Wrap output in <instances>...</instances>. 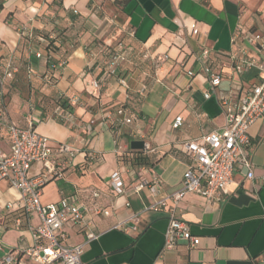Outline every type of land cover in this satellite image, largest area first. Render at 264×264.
Returning a JSON list of instances; mask_svg holds the SVG:
<instances>
[{"label": "crops", "instance_id": "1", "mask_svg": "<svg viewBox=\"0 0 264 264\" xmlns=\"http://www.w3.org/2000/svg\"><path fill=\"white\" fill-rule=\"evenodd\" d=\"M246 32L264 40V0H0V81L6 62L16 67L12 79L0 84V154L9 153V124L31 127L49 139L51 163L60 177L42 188L41 204L75 196L87 209L91 230L100 234L85 246L82 264H261L264 117L247 131L250 170L237 165L233 183L218 200L189 193L148 209L181 188L192 163L182 146L223 127L221 98L235 100L262 78L264 54L244 39ZM119 44L126 59L110 74L100 47ZM204 49L209 51L206 65L221 75L214 89L197 61ZM244 63L251 66L238 72ZM101 80L102 86H92ZM60 99L68 109L58 105ZM71 99H77L75 105ZM119 108H125L130 124L121 123ZM176 119L182 123L174 128ZM133 141L149 147L143 150L148 167L119 161ZM60 144L72 155L58 152ZM41 169L34 164L30 174ZM114 172L123 184L120 194L109 184ZM154 179V191L133 192L137 183ZM86 190H96L98 198ZM18 200V191L1 181L0 260L30 246L28 226L39 223L33 214L23 227L15 225L16 209L7 206ZM96 207L111 214L98 215ZM133 215L136 231L129 220ZM172 217L188 225L196 247L181 241L164 248ZM122 222L127 231L115 228ZM62 232L67 246L85 240L84 232L69 224Z\"/></svg>", "mask_w": 264, "mask_h": 264}, {"label": "built area", "instance_id": "2", "mask_svg": "<svg viewBox=\"0 0 264 264\" xmlns=\"http://www.w3.org/2000/svg\"><path fill=\"white\" fill-rule=\"evenodd\" d=\"M198 29L194 27L191 31L196 36ZM244 39L249 43L256 44L264 54V40L257 33L246 32ZM209 51L204 49L197 57L202 66L203 72L212 89L219 86L221 75L206 65ZM39 58L40 54H36ZM126 59L124 48L121 44L109 53L107 68L110 74H115L117 67ZM164 59H167L164 56ZM251 66V63H244L237 66L236 70L241 72L243 67ZM259 69L263 71L260 81L251 86L243 96L233 100L230 96H223L220 105L224 114V125L220 131L203 136L199 140L188 142L182 146L183 153L192 161L183 174L181 188L169 198H163L154 202L148 207L150 210H157L164 205L167 199L174 203L178 202L184 195L195 193L207 200H218L221 193L233 183V174L237 165H242L250 170L248 150L250 141L247 135L249 127L258 119L264 117V65ZM16 73V67L12 62L5 64L3 79H12ZM104 80L93 82L94 88L102 86ZM121 86H125L124 80H120ZM77 99L69 100L75 105ZM124 110L119 108L116 115L122 124H130L131 118L125 117ZM4 111L0 109V120ZM70 115H66L69 118ZM181 120L176 119L173 126H181ZM92 122L90 123V125ZM9 137V153L0 154V182L6 181L8 185L17 190L19 200L15 205L9 204L8 210L21 209L26 220L33 214L37 215L39 223L28 226L31 234L32 244L21 252H8L0 260V264H82L81 255L85 246L99 238L100 234L94 233L87 221V209L79 203L75 196L59 200L57 203L42 205L40 202L42 188L58 177L60 173L56 170L51 161L53 150L50 147L49 139L38 134L31 127L19 128L13 124L7 127ZM145 150L149 147L145 144ZM60 153L72 155L73 151L67 145L60 144L57 147ZM39 164L42 169L35 175L30 174L31 167ZM248 178L252 174L248 173ZM109 184L117 194L122 192L123 184L118 172L109 176ZM157 181L151 183L141 181L134 185L133 192L138 193L145 187L154 191ZM92 198L97 199L99 194L96 190H86ZM95 213L102 216H109V208L96 207ZM133 223L132 231H136L138 224L137 215L129 218ZM14 223L20 227L21 219L16 218ZM66 224L78 228L84 232L85 240L76 246L64 244L65 236L63 228ZM115 228L127 231L125 224L119 223ZM184 241L190 247L198 245V239L192 236L188 225L181 219L172 217L165 233L164 248L173 249L176 244ZM264 264V254L260 260Z\"/></svg>", "mask_w": 264, "mask_h": 264}, {"label": "trees", "instance_id": "3", "mask_svg": "<svg viewBox=\"0 0 264 264\" xmlns=\"http://www.w3.org/2000/svg\"><path fill=\"white\" fill-rule=\"evenodd\" d=\"M128 0H123V2H127ZM100 51L102 56L107 59L109 57V53L113 51V48L111 47H100ZM52 77L46 78L47 83H52L51 82ZM4 84V83H3ZM3 95L0 94V104L3 103L2 101ZM59 106L68 109L66 107L67 102L62 101L61 99L58 100ZM125 110V108H121ZM119 161L129 167L132 168H137V167H148L151 165V162L148 158V156L145 154L143 150H131L128 155H122L119 157ZM16 217L21 219V224L20 226L23 227V222L25 221V214L21 209H17L16 211Z\"/></svg>", "mask_w": 264, "mask_h": 264}, {"label": "water", "instance_id": "4", "mask_svg": "<svg viewBox=\"0 0 264 264\" xmlns=\"http://www.w3.org/2000/svg\"><path fill=\"white\" fill-rule=\"evenodd\" d=\"M145 144L143 141H133L130 144L131 150H144Z\"/></svg>", "mask_w": 264, "mask_h": 264}]
</instances>
